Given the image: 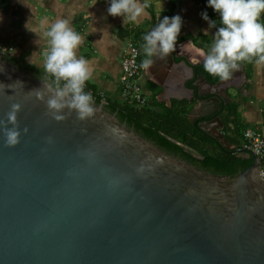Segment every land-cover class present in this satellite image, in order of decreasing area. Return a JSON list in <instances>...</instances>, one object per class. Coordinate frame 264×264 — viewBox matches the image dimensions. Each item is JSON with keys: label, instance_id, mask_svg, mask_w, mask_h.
<instances>
[{"label": "water", "instance_id": "1", "mask_svg": "<svg viewBox=\"0 0 264 264\" xmlns=\"http://www.w3.org/2000/svg\"><path fill=\"white\" fill-rule=\"evenodd\" d=\"M207 52L190 39L154 57L151 68L171 69L158 102L196 100L190 122L252 160L234 178L169 155L106 102L94 101L87 118L65 107L57 119L47 103L53 83L0 51V264H264V162L222 132L229 90L243 91L247 74L241 65L216 84L200 75L190 89ZM6 128L19 131L18 143H7Z\"/></svg>", "mask_w": 264, "mask_h": 264}, {"label": "crops", "instance_id": "2", "mask_svg": "<svg viewBox=\"0 0 264 264\" xmlns=\"http://www.w3.org/2000/svg\"><path fill=\"white\" fill-rule=\"evenodd\" d=\"M200 1H179L177 14L184 18L179 37H199L204 34L213 40L216 29L209 27L208 22L201 17V12L206 10L209 13L214 9L208 4L200 9ZM156 2L157 0H151L152 6L146 10L145 15L138 23H132L124 22L123 17L108 15V0H0V51L15 54L26 63L46 72L43 52L47 40L44 32L57 19H68L74 30L83 37L77 51L78 56L87 59L92 70V76L87 81L90 92L92 95L103 93L110 101L119 100L125 47L132 42L140 48V41L137 43L136 39L140 38L142 30L152 29L150 23L153 14L156 15ZM164 3L163 15L170 6V0H164ZM27 23L31 30L26 27ZM200 45L207 51L211 46L203 43ZM141 52L143 56L144 51ZM251 68L250 79L247 77L243 91L235 92L233 99L238 105V112L246 129L258 131L264 136V63L254 61ZM169 70L171 71L163 63L144 71L142 84L145 93L153 96L155 91L161 92V86L171 76ZM150 84L157 89L153 90ZM225 132L223 131L233 145L242 148V137H230Z\"/></svg>", "mask_w": 264, "mask_h": 264}, {"label": "clouds", "instance_id": "3", "mask_svg": "<svg viewBox=\"0 0 264 264\" xmlns=\"http://www.w3.org/2000/svg\"><path fill=\"white\" fill-rule=\"evenodd\" d=\"M207 4L218 14L219 26L206 10L201 12L209 27L216 29L204 59V69L227 81L239 70L240 62H252L255 58L256 63H264V0H207ZM151 6V0H108L107 13L123 17L124 22L138 23ZM155 10L159 22L143 35L145 58L140 66L145 71L153 66L154 57L164 59L174 50L184 24L180 14L163 15L164 0H157ZM26 27L29 28L28 23ZM44 38L47 40L43 52L45 70L55 78L57 85L64 82L63 87L58 86L48 99L49 109L54 110L57 119L64 118L60 113L65 107L77 110L82 119L93 115L94 97L90 91H85L92 70L87 59L78 56L77 51L83 37L68 19L61 18L44 32ZM48 87L51 90V85ZM38 95L43 98L42 93ZM16 110L18 106L9 113L13 123L16 122ZM5 135L8 144L18 143L20 133L16 128H6Z\"/></svg>", "mask_w": 264, "mask_h": 264}, {"label": "trees", "instance_id": "4", "mask_svg": "<svg viewBox=\"0 0 264 264\" xmlns=\"http://www.w3.org/2000/svg\"><path fill=\"white\" fill-rule=\"evenodd\" d=\"M180 0H170V6L166 11L165 15L173 16L177 14L179 8ZM207 4L206 0H201L198 6L203 8ZM213 20H217V26H219V17L215 10L208 13ZM156 15L153 14L152 22L150 23L151 28L155 27L157 24ZM143 33L140 38L136 39L137 43L140 41V48L143 51V35L148 32L147 30H142ZM187 39H191L194 43L200 47V43L206 46H210L212 39L207 35H200L199 37H194L188 35L185 37H178L176 44L178 42H183ZM203 48V47H202ZM142 60L145 58V53L143 52ZM8 60L17 65L19 68L30 72L33 75L40 76L46 80L53 83L57 88L63 87L64 82L61 81L57 85L55 78L52 75L43 74L35 67L30 66L22 60L16 59L14 57L8 56ZM252 62L243 61L240 62L244 66L247 77L249 78L252 73ZM197 74H201L206 77L211 83L216 84L221 81L218 76H214L208 73L204 66L199 67ZM250 79V78H249ZM151 88L156 90V87ZM85 91H90V88H86ZM153 96L146 97V105L139 107L137 103L124 102L121 97L119 100L110 101L103 93L99 95L93 94L94 101L97 104L106 102V110L111 114H115L121 123H125L129 128L134 129L142 137L148 139L149 141L156 144L161 150L168 154L181 155L186 159H191L188 157L186 149L171 142L167 137L175 139L180 143L188 146L189 148L196 150L197 153L205 158L203 163L204 168H213L215 172L219 175L229 176L231 178L236 177L240 172L246 170L252 163V160H246L239 158L234 153L225 152L221 150L218 145L201 133L197 128H195L190 122L188 116L192 109L190 104L175 102L174 106L166 107L158 102V94L160 91H155ZM160 109V110H158ZM227 115H225V129L230 137H243L244 132L247 130L246 125L242 123L241 116L238 112V105L234 102L227 106ZM225 132V133H226ZM226 133V135H227ZM167 136V137H166ZM235 141V140H234ZM190 156V155H189Z\"/></svg>", "mask_w": 264, "mask_h": 264}, {"label": "built area", "instance_id": "5", "mask_svg": "<svg viewBox=\"0 0 264 264\" xmlns=\"http://www.w3.org/2000/svg\"><path fill=\"white\" fill-rule=\"evenodd\" d=\"M141 56L142 52L136 44L132 42L127 44L122 56L120 95L124 102L137 103L139 107L146 105V93L142 84L145 70L140 66ZM242 138V148L252 152L261 162H264V136L258 131L246 130ZM261 177L264 179V169L261 170Z\"/></svg>", "mask_w": 264, "mask_h": 264}, {"label": "flooded vegetation", "instance_id": "6", "mask_svg": "<svg viewBox=\"0 0 264 264\" xmlns=\"http://www.w3.org/2000/svg\"><path fill=\"white\" fill-rule=\"evenodd\" d=\"M187 40H190V39H187ZM187 40H185V41H187ZM185 41H183V42H185ZM183 42H178V43H183ZM176 61L177 62H180L181 61V59H176ZM13 64V63H12ZM15 65V64H14ZM15 66H17V65H15ZM201 66H203V65H200V66H198V67H196L195 68V77H194V79H193V82H189V83H191L190 84V89H192L193 88V84L195 83V79H197V77L198 76H200L201 74H197V72H198V69H199V67H201ZM18 67V66H17ZM26 71V70H25ZM28 72V71H27ZM152 72H154V70H152ZM169 72H170V74H171V71L169 70ZM30 73V72H29ZM40 77V76H39ZM206 78V77H205ZM168 81V80H167ZM160 83H162V81H160ZM162 92H163V89H162V91L158 94V98H161L162 97ZM229 92H230V95H231V97H235L236 95H235V92H237V91H235L234 89H230L229 90ZM235 99V98H234ZM175 102H181V103H187V104H190L191 105V107L193 108V106L194 105H196L197 103V101L195 100L194 102H192V103H189L187 100H183V101H179V100H173L172 101V106H174V103ZM161 105H165L166 107H170V106H168V104L167 103H161ZM227 106L228 105H226V107H225V110L227 109ZM158 110H160V109H158ZM227 111V110H226ZM225 115H227V113L225 114H222L221 116L223 117V119L225 120ZM192 123V122H191ZM201 123V120H195L194 121V124L192 123V125L195 127V128H197L196 127V125H199ZM198 129V128H197ZM199 130V129H198ZM200 131V130H199ZM224 131V130H223ZM222 131V132H223ZM201 132V131H200ZM202 133V132H201ZM209 138V137H208ZM227 138H229V137H227ZM210 139V138H209ZM153 143V142H152ZM156 145V144H155ZM220 148V147H219ZM221 150H223L222 148H220ZM185 151H187V156L188 157H191V159H186V158H184L183 156H181V155H172V154H169V155H171V156H174V157H176V158H179V159H181V160H183V161H186L187 163H189L190 165H192V166H194V167H196L197 169H199V170H201V171H205V172H208V173H212V174H217L216 172H215V170L213 169V168H204L203 167V163L205 162V158L204 157H201L198 153H197V151L196 150H194L193 151V149L192 150H185ZM223 151H225V150H223ZM225 152H229V151H225ZM231 153V152H230ZM235 154V153H234ZM190 155V156H189ZM236 155V154H235ZM217 175H219V174H217ZM222 176H225V175H222Z\"/></svg>", "mask_w": 264, "mask_h": 264}, {"label": "rangeland", "instance_id": "7", "mask_svg": "<svg viewBox=\"0 0 264 264\" xmlns=\"http://www.w3.org/2000/svg\"><path fill=\"white\" fill-rule=\"evenodd\" d=\"M206 1H207V0H206ZM200 9H204V8H200ZM199 13H200V12H199ZM120 95H121V92H120ZM146 96H147V97H149V95H148V94H146Z\"/></svg>", "mask_w": 264, "mask_h": 264}]
</instances>
